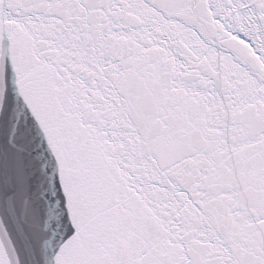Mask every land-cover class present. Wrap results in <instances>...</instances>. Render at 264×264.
<instances>
[{
  "label": "snow or ice",
  "instance_id": "obj_1",
  "mask_svg": "<svg viewBox=\"0 0 264 264\" xmlns=\"http://www.w3.org/2000/svg\"><path fill=\"white\" fill-rule=\"evenodd\" d=\"M0 264H264V0H0Z\"/></svg>",
  "mask_w": 264,
  "mask_h": 264
}]
</instances>
